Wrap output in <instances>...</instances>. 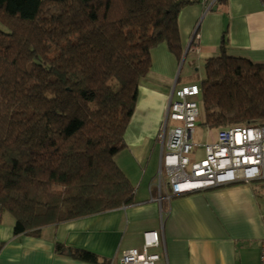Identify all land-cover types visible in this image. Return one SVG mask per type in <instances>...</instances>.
Instances as JSON below:
<instances>
[{
  "label": "trees",
  "instance_id": "obj_1",
  "mask_svg": "<svg viewBox=\"0 0 264 264\" xmlns=\"http://www.w3.org/2000/svg\"><path fill=\"white\" fill-rule=\"evenodd\" d=\"M200 2L0 0V214L15 236L133 203L114 158L151 50L164 44L181 63L178 16ZM219 50L196 84L197 125H264V63L230 56L225 41ZM54 247L99 264L91 251Z\"/></svg>",
  "mask_w": 264,
  "mask_h": 264
},
{
  "label": "crops",
  "instance_id": "obj_2",
  "mask_svg": "<svg viewBox=\"0 0 264 264\" xmlns=\"http://www.w3.org/2000/svg\"><path fill=\"white\" fill-rule=\"evenodd\" d=\"M177 22L184 60L180 65L164 44L151 50L150 71L140 81L124 134L127 148L114 158L134 188L133 203L48 226L32 236H15L13 218L1 213L0 264H88L55 253L56 242L95 253L99 264L117 261L123 251H140L148 232L159 238V246L149 250L159 256L155 264H260L264 182L227 185L168 201L160 147L153 157L169 97L195 84L180 80V67L186 64L198 73L206 60L219 55L222 41L230 56L264 63V0H225L211 11L196 3L184 7ZM194 28L198 52L188 48Z\"/></svg>",
  "mask_w": 264,
  "mask_h": 264
},
{
  "label": "built area",
  "instance_id": "obj_3",
  "mask_svg": "<svg viewBox=\"0 0 264 264\" xmlns=\"http://www.w3.org/2000/svg\"><path fill=\"white\" fill-rule=\"evenodd\" d=\"M195 38L198 39V35ZM199 94L200 88L196 84L172 92L173 100L167 105L163 132L157 138L164 150L161 164L168 172L170 195L214 189L227 182L264 180V125L218 130L215 139L204 146L203 158H196V145L190 140L199 118ZM168 122L174 124L169 129ZM145 236L141 251H124L117 262L111 261L110 264H155L159 256L149 250L159 246V238L156 233ZM260 264H264V241L261 243Z\"/></svg>",
  "mask_w": 264,
  "mask_h": 264
},
{
  "label": "rangeland",
  "instance_id": "obj_4",
  "mask_svg": "<svg viewBox=\"0 0 264 264\" xmlns=\"http://www.w3.org/2000/svg\"><path fill=\"white\" fill-rule=\"evenodd\" d=\"M181 64L182 62L180 63V65ZM180 69H181L180 74H179L180 80H187L195 84L200 83V80L203 76L202 70H199L198 73L195 71H191L188 69L186 64L183 65L182 68L180 67ZM197 104H198V100H197ZM198 110H199V115H200L199 104H198ZM173 125L174 124L172 122H168L167 129H169ZM217 132L218 130H210V129H206V128L199 127L198 125H196L195 132L193 134L192 139L196 145V148H194V153L196 154L197 159L203 158L204 146L212 142L215 139ZM159 147L160 146L155 147V150H154L155 155L153 158H155V156L156 157L158 156Z\"/></svg>",
  "mask_w": 264,
  "mask_h": 264
},
{
  "label": "bare ground",
  "instance_id": "obj_5",
  "mask_svg": "<svg viewBox=\"0 0 264 264\" xmlns=\"http://www.w3.org/2000/svg\"><path fill=\"white\" fill-rule=\"evenodd\" d=\"M201 3L207 8L208 11H211L212 8H213L216 4H218V3H217V0H210L209 2H208V1L201 0ZM195 35H198V33H197V28H194V31H193L192 36H191V40H190L189 45H188V48H191V49L194 50V51H199L198 46H196V45H198L199 35H198V39L195 38ZM170 100H171V101L173 100V98H172L171 96H170L169 99H168V104H169ZM162 132H163V126L161 125L160 130H159V134L157 135L156 138H158L159 135H160ZM165 137H166V134H165ZM192 137H193V136H192ZM157 142H158V139H157ZM190 142H191L192 144H195L194 141H193V139H191ZM158 144H159V142H158ZM159 146H160V144H159ZM160 149H161V152H164V150L162 149L161 146H160ZM161 157H162V154H161ZM166 173L168 174V172H166ZM167 180H168V177H167ZM158 181H159V183H161V179H160V178L158 179ZM260 181L263 182L264 180H253V181H250V182H248V183L260 182ZM248 183H244V184H248ZM235 184H239V183L227 182V183H224V184H222L221 186L216 187V188L224 187V186H227V185H235ZM216 188H214V189H216ZM207 190H209V189H207ZM200 191H206V190H197V191H194V192H192V193H196V192H200ZM168 195H170V193H169V189H168ZM177 196H181V195H174V196H171V195H170V198L167 199V200L169 201L172 197H177ZM167 197H168V196H167ZM148 233H156V232H148ZM148 233H145V234H148ZM145 234H144V244H143V246L145 245V237H146ZM156 234H157V233H156ZM157 236H158V234H157ZM263 241H264V240H263ZM142 248H143V247H142ZM260 249H261V245H260ZM130 250H131V249H130ZM141 250H142V249H141ZM141 250H140V251H141ZM126 251H127V250H126ZM123 252H124V251H123ZM123 252H122V253H123ZM122 253H121V255H122ZM120 257H121V256H120ZM120 257H119V258H120ZM259 258H260V254H259ZM111 261H114V263H115V262H117L118 260H117V261H115V260H110V261H109V264H110Z\"/></svg>",
  "mask_w": 264,
  "mask_h": 264
},
{
  "label": "water",
  "instance_id": "obj_6",
  "mask_svg": "<svg viewBox=\"0 0 264 264\" xmlns=\"http://www.w3.org/2000/svg\"><path fill=\"white\" fill-rule=\"evenodd\" d=\"M183 60H184V57H183V59H182V62H183Z\"/></svg>",
  "mask_w": 264,
  "mask_h": 264
}]
</instances>
